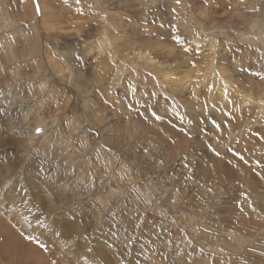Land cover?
I'll return each instance as SVG.
<instances>
[{
	"label": "rangeland",
	"instance_id": "374dc122",
	"mask_svg": "<svg viewBox=\"0 0 264 264\" xmlns=\"http://www.w3.org/2000/svg\"><path fill=\"white\" fill-rule=\"evenodd\" d=\"M262 77L264 0H0V264H264Z\"/></svg>",
	"mask_w": 264,
	"mask_h": 264
},
{
	"label": "snow or ice",
	"instance_id": "6c2138e0",
	"mask_svg": "<svg viewBox=\"0 0 264 264\" xmlns=\"http://www.w3.org/2000/svg\"><path fill=\"white\" fill-rule=\"evenodd\" d=\"M175 2H176V4L177 5H179L180 3H181V0H175ZM173 11H175V9H173ZM37 13H39V7L37 6ZM173 39L174 40H176V42L177 43H180V39H179V37H173ZM197 48H199V46H197ZM185 51H188V49H185ZM262 78H264V77H262ZM227 94V90H226V88H225V95ZM262 103H264V101H262ZM43 131V129H41V128H39V127H37L36 129H35V132H36V134L37 135H39L41 132ZM241 159H243V157H241ZM257 175H259V173H257ZM262 178H264V177H262ZM242 195H243V193H242ZM249 206H251V205H249ZM59 234V233H58ZM25 239L26 240H29V241H33L34 240V238L33 237H31V236H25ZM42 250H44L45 252H47V246L45 245V244H43V243H41V242H39V241H34ZM51 264H56V262L55 261H51Z\"/></svg>",
	"mask_w": 264,
	"mask_h": 264
},
{
	"label": "bare ground",
	"instance_id": "6f19581e",
	"mask_svg": "<svg viewBox=\"0 0 264 264\" xmlns=\"http://www.w3.org/2000/svg\"><path fill=\"white\" fill-rule=\"evenodd\" d=\"M167 77V76H166ZM171 78V77H170ZM221 90V89H220ZM230 92H232V91H230ZM217 94V93H216ZM246 94V93H245ZM229 159V158H228Z\"/></svg>",
	"mask_w": 264,
	"mask_h": 264
}]
</instances>
